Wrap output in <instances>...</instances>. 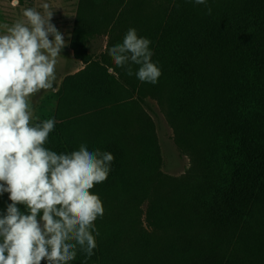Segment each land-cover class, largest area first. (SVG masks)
I'll return each mask as SVG.
<instances>
[{"label":"trees","instance_id":"1","mask_svg":"<svg viewBox=\"0 0 264 264\" xmlns=\"http://www.w3.org/2000/svg\"><path fill=\"white\" fill-rule=\"evenodd\" d=\"M129 28L151 41L155 85L107 53ZM69 49L83 69L54 93L45 147L115 157L91 189L97 247L70 264H264V0H78ZM148 101L190 161L180 177L161 172Z\"/></svg>","mask_w":264,"mask_h":264},{"label":"clouds","instance_id":"2","mask_svg":"<svg viewBox=\"0 0 264 264\" xmlns=\"http://www.w3.org/2000/svg\"><path fill=\"white\" fill-rule=\"evenodd\" d=\"M40 8H25L21 19L0 25V195L10 201L0 213V264H70L78 251L90 258L95 221L104 215L91 189L107 180L115 159L86 144L62 153L45 147L56 121L34 116V97L55 91L57 57L67 42L51 22L50 5ZM150 44L129 28L107 53L129 76L138 65L137 79L155 85L162 72Z\"/></svg>","mask_w":264,"mask_h":264},{"label":"rangeland","instance_id":"3","mask_svg":"<svg viewBox=\"0 0 264 264\" xmlns=\"http://www.w3.org/2000/svg\"><path fill=\"white\" fill-rule=\"evenodd\" d=\"M77 1L78 0H24L23 5L18 4L17 6H13L12 0H0V25L5 23L11 25L15 21L21 19L22 11L25 8L34 7L43 12L40 5L43 3H48L50 5V10L53 11L51 22L64 35L67 42L66 46L61 50V55L57 57V79L55 84L58 82V76L72 65L71 55L68 53V43ZM0 31H2V28H0ZM50 94L54 97L53 92H50ZM44 95H46V92L41 91V93L34 97V108L40 101H45V105L49 102L48 105L50 104L53 106L51 103L53 99L47 100L44 98ZM148 109V114L153 119L155 125L156 137L160 148L162 158L161 172L172 177H180L188 170L190 161L186 155L176 148L173 142L172 129L168 125L163 112L157 107L155 102L148 101Z\"/></svg>","mask_w":264,"mask_h":264},{"label":"crops","instance_id":"4","mask_svg":"<svg viewBox=\"0 0 264 264\" xmlns=\"http://www.w3.org/2000/svg\"><path fill=\"white\" fill-rule=\"evenodd\" d=\"M104 46H105V39L97 40L96 42L90 44V50L97 48V51L101 52L104 49ZM68 47H69V43H68ZM68 53L71 55L72 65L68 69L64 70V72L58 76V80H57L58 82L55 84V91L52 90L46 91V95H44L45 96L44 98L47 100L53 99L51 102L53 106L50 104L48 105L49 102L46 103L45 105V101H40L38 105L34 108V116H38L41 121L49 118H54L56 101L55 98L52 96V94H50V92H53V94L56 92V89L59 87L61 81L65 76L74 75L75 73L83 69V65L81 63L76 62L73 59L72 51L70 49L68 50Z\"/></svg>","mask_w":264,"mask_h":264}]
</instances>
